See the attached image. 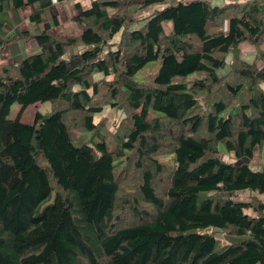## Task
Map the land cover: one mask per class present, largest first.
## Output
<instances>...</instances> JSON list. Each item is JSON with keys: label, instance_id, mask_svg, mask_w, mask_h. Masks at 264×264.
<instances>
[{"label": "trees", "instance_id": "trees-1", "mask_svg": "<svg viewBox=\"0 0 264 264\" xmlns=\"http://www.w3.org/2000/svg\"><path fill=\"white\" fill-rule=\"evenodd\" d=\"M170 1L77 3L80 33L55 37L50 0H0V49L38 48L0 68V264H264V169L243 162L264 142V66L218 74L240 43L264 48V0ZM46 102L31 124L8 118ZM104 105L125 114L114 135L93 120Z\"/></svg>", "mask_w": 264, "mask_h": 264}, {"label": "rangeland", "instance_id": "rangeland-1", "mask_svg": "<svg viewBox=\"0 0 264 264\" xmlns=\"http://www.w3.org/2000/svg\"><path fill=\"white\" fill-rule=\"evenodd\" d=\"M208 1H210L215 6H224L228 3H234V2L236 3L239 1L242 2L244 0H208ZM170 2H175V0H171ZM53 6L55 9H57L59 11L64 10V8H60L61 6H60V4L58 5V3H56ZM157 8H159V7L151 6V7L142 9V10H138L136 13H134L131 16V19L133 21L132 25H135V26L141 25L143 23V19L147 18ZM65 9H66L68 14L71 13L70 7H69V9H67V8H65ZM51 12L53 14L56 13L55 10H51ZM76 15L71 16L66 21H64V20L62 21V23H63L62 29H59V30H60V32L63 31V32H66L68 34V36L65 35V37H74L75 36V35H70V34H73L74 29H77L75 23L73 22V17H75ZM55 16H57V14ZM57 20H58V18H57ZM58 22H59V20H58ZM68 27H70V28H68ZM169 28H170L169 25H164V30L166 33L169 32ZM52 35L55 37H61V35H57L54 33H52ZM118 41H119V34L115 35L113 37V39L110 41V43H117ZM263 49L264 48H262V46L257 48L248 42L240 43L238 45L237 61H235V58H233L232 53L226 55L225 62L228 66H225L223 69L219 70L218 74L219 75H225L227 73V71L230 69L229 64L231 63V61H232V64L236 68L240 67L241 61H246L248 63H255L259 69L263 68V66H264ZM27 56H29V55H26L24 58H26ZM151 65H154L156 68H158L159 62L149 64V66H151ZM228 67H229V69H228ZM151 73H152L151 70L149 72L142 73L139 76L138 80L146 83V80L150 77ZM99 77H101V75L98 73H95L93 75L94 79L99 78ZM201 79H203L202 75H193L192 77L189 78V81H195V80L199 81ZM228 84L233 86L234 82L229 80ZM216 87L217 86L213 87L214 92H211V94L209 96H205L204 93H201V95L199 97V106L202 109H204V110L208 109L211 101H213L214 99H217V95L219 92H221V90L216 89ZM260 87L264 90V83L261 84ZM238 98H242V100H245L244 95H241V94L236 96L237 102L239 101ZM237 102H235V104ZM52 109H53V104L50 102L35 103V104H32V105L25 107L24 109H22L18 104L15 103V104H12L10 109H9L8 118L9 119L18 118L21 122H23L25 124H31L34 122L36 113H40L41 115H46V114H49L50 112H52ZM124 119H125V114L120 109H118L117 106L113 107L110 105H104L101 112L93 117L94 122H100V121L103 122L104 123L103 131H106L108 134H111V135H114L116 133V131L119 129V127L122 124V122L124 121ZM73 137H74V139L78 140V139H80V137H82V134L79 131H77V132L73 133ZM109 140H110V138H109ZM218 149H219V151H218L217 156L220 160H222L223 162H226V163H230V164L236 163V159L233 157L232 154L227 153L224 150L223 145L219 144ZM168 157L169 156L161 155V157L159 158V161H162L168 167H170L172 165V163L170 162V159H168ZM243 162H247L253 170L260 171V170L264 169V142L261 144V147L254 150L253 158L251 160H249V161L243 160ZM237 196L240 197L241 199L247 201L253 195L248 193V192H243V193H239ZM50 202H52V201H50ZM213 235L216 238V240L219 242V244L224 245L227 243V241L224 239L223 235L219 231H214Z\"/></svg>", "mask_w": 264, "mask_h": 264}, {"label": "crops", "instance_id": "crops-1", "mask_svg": "<svg viewBox=\"0 0 264 264\" xmlns=\"http://www.w3.org/2000/svg\"><path fill=\"white\" fill-rule=\"evenodd\" d=\"M77 3L82 8H86L89 5L90 0H64L63 2H59L58 5L60 4V6H61L60 8H64L63 11H59V10L55 9L53 5L51 6L50 11L55 10L56 13H54V14L55 15L57 14L56 17L59 20L58 25L51 28V30H50L51 33L61 35V36H65V35L68 36V34L66 32H63V31L60 32L59 29H62V24H63L62 21L63 20L66 21L71 16H74V15L79 13V10L76 9V7H75V5ZM69 7L71 10L70 14H68L66 9H65V8L69 9ZM30 12H31L30 7L22 8L20 11L21 18H22L20 28L22 30L26 29V19H27ZM8 24H10V25L7 28H9V30H10V27L14 26L12 18L10 16H9ZM68 28H70V27H68ZM79 33H80L79 30L74 29V33L70 34V35L77 36ZM37 52H38V48L33 41L19 40L15 43H11V44L3 47L2 49H0V68L4 65H10V64L16 65V64L20 63L26 55L35 54Z\"/></svg>", "mask_w": 264, "mask_h": 264}, {"label": "built area", "instance_id": "built-area-1", "mask_svg": "<svg viewBox=\"0 0 264 264\" xmlns=\"http://www.w3.org/2000/svg\"><path fill=\"white\" fill-rule=\"evenodd\" d=\"M50 1L52 5H55L56 3H58L57 0H50Z\"/></svg>", "mask_w": 264, "mask_h": 264}]
</instances>
